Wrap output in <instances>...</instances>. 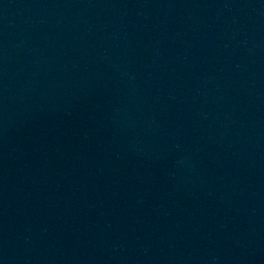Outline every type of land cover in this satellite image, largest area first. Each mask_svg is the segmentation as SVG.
<instances>
[{"label":"water","instance_id":"95a60500","mask_svg":"<svg viewBox=\"0 0 264 264\" xmlns=\"http://www.w3.org/2000/svg\"><path fill=\"white\" fill-rule=\"evenodd\" d=\"M184 0H0V264H17Z\"/></svg>","mask_w":264,"mask_h":264}]
</instances>
